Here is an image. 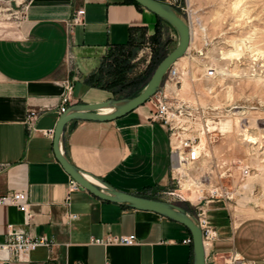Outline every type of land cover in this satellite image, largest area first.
<instances>
[{
	"label": "crops",
	"instance_id": "obj_1",
	"mask_svg": "<svg viewBox=\"0 0 264 264\" xmlns=\"http://www.w3.org/2000/svg\"><path fill=\"white\" fill-rule=\"evenodd\" d=\"M79 10L80 23L71 25ZM157 23L153 13L128 0H0V194L24 191L29 204L27 213L0 207V243L8 226L50 242L12 255L8 264H193L184 225L71 189L72 179L53 152L65 81L73 83L66 108L115 99L89 76L111 46L151 35ZM150 114L145 103L112 121L69 122L63 154L117 190L174 201L167 199L178 193L170 183L168 132ZM213 226L206 264L233 257L237 264H264V217ZM108 235H135L137 243H91Z\"/></svg>",
	"mask_w": 264,
	"mask_h": 264
},
{
	"label": "rangeland",
	"instance_id": "obj_2",
	"mask_svg": "<svg viewBox=\"0 0 264 264\" xmlns=\"http://www.w3.org/2000/svg\"><path fill=\"white\" fill-rule=\"evenodd\" d=\"M161 2L176 8L193 31L187 52L176 62L183 77L171 90L174 99L200 112L198 124L206 134L202 137L205 155L186 171L185 186L192 184L189 178L197 181L189 191H181L191 202L176 196L167 199L196 217L202 207L211 228L221 220L264 217V0ZM160 26L159 43L154 45L147 34L131 48L127 82L138 80L139 88L145 87L158 63L177 46L174 29L165 23ZM236 45L241 55L223 59ZM208 68L215 70V78L204 77ZM135 87L131 84L116 96H127ZM146 104L154 110L153 101ZM227 120L233 124L230 131H209L210 126L219 127ZM246 135L253 141H247Z\"/></svg>",
	"mask_w": 264,
	"mask_h": 264
},
{
	"label": "built area",
	"instance_id": "obj_3",
	"mask_svg": "<svg viewBox=\"0 0 264 264\" xmlns=\"http://www.w3.org/2000/svg\"><path fill=\"white\" fill-rule=\"evenodd\" d=\"M16 5L22 4L15 1ZM10 8H8L9 10ZM84 11H77L71 18V25L80 23V17ZM13 14V13H12ZM15 21H20L18 14L11 15ZM22 19V17H21ZM191 40V39H190ZM183 73L176 67V63L172 65L165 74L159 90L156 94L150 98L154 104V110H151L149 120L151 122H157L166 127L168 132V146L170 157V183L174 186L178 192L176 197L179 200L189 199L183 197L181 191H189L193 183H196L197 179L190 178L192 184L190 187H185V182L189 168H194L198 165L200 159L205 155L204 149L201 144V139L204 137V126H199V111L184 101L174 99L172 95V85L180 83ZM205 78L212 79L216 77L215 70L208 68L205 71ZM73 90V83L71 80L65 81V94L62 97L59 113L62 114L66 111V106L70 102V94ZM199 127V128H196ZM208 133V130L206 129ZM246 175L248 171L243 170ZM80 187L74 180L70 182V188L76 189ZM214 194L217 193L216 189ZM213 196V195H211ZM200 198V197H199ZM198 198V200H199ZM201 200L199 201V203ZM198 203V204H199ZM197 204V205H198ZM28 195L24 191H13L8 194H0V207L13 206L20 212L27 213L28 211ZM197 219L200 224L203 233L204 245L207 244L213 237H215V231L209 227L207 219L205 217V210L200 207ZM6 241L0 243V264H8L12 255H20L35 250L37 247L50 245V242L45 237H33L26 235L23 232L15 231L11 226L7 227ZM185 243L192 242L191 239L184 241ZM91 243L96 245L117 244V245H134L137 243L135 235L129 236H106L102 239L92 240ZM236 258L229 259L226 264H237ZM108 264V263H106Z\"/></svg>",
	"mask_w": 264,
	"mask_h": 264
},
{
	"label": "water",
	"instance_id": "obj_4",
	"mask_svg": "<svg viewBox=\"0 0 264 264\" xmlns=\"http://www.w3.org/2000/svg\"><path fill=\"white\" fill-rule=\"evenodd\" d=\"M134 1L174 29L177 35V46L159 62L147 84L137 96L133 98L107 99L99 103L73 104L69 106L66 111L60 115L54 129L53 152L56 160L70 178L74 180L80 188L87 190L95 197L104 201L118 203L132 209L151 211L184 225L191 234L193 264H206L203 233L198 219L194 214L177 203L144 198L117 190L101 179L79 170L65 157L62 151L63 131L69 122L112 121L143 106L159 90L162 80L169 68L181 59L189 48L190 26L176 8L158 0ZM106 110L110 111L105 112ZM86 176L91 177L95 182L88 180Z\"/></svg>",
	"mask_w": 264,
	"mask_h": 264
},
{
	"label": "trees",
	"instance_id": "obj_5",
	"mask_svg": "<svg viewBox=\"0 0 264 264\" xmlns=\"http://www.w3.org/2000/svg\"><path fill=\"white\" fill-rule=\"evenodd\" d=\"M128 1L136 5L137 7L141 8V6L137 4L134 0H128ZM156 18L158 20V23L154 27V32L149 37L150 41L154 45L159 43L160 29H161L160 25L162 23H165L157 16ZM145 36L146 33L140 34L139 36H135V37L132 35L130 36V38L126 43L111 46L107 50L106 54L103 56L101 64L99 65L97 71L91 74L88 80L92 81L95 87L110 92L115 99L133 98L137 96L143 88V87L139 88L141 82H139L138 80L136 83L134 81L127 82L128 79L127 76L131 66L130 56L134 54V51L131 50V48L133 47L134 44L141 41V38ZM131 84L132 85L136 84V87L134 88V91L131 94L127 96H123L121 98H118L116 96L117 93H119V91L123 90V88ZM144 198H149V197H144ZM149 199H156V198H149Z\"/></svg>",
	"mask_w": 264,
	"mask_h": 264
},
{
	"label": "bare ground",
	"instance_id": "obj_6",
	"mask_svg": "<svg viewBox=\"0 0 264 264\" xmlns=\"http://www.w3.org/2000/svg\"><path fill=\"white\" fill-rule=\"evenodd\" d=\"M238 6V5H237ZM192 36H193V31H192V29H190V39L192 40ZM241 46V45H240ZM246 48H247V46H245ZM245 48V49H246ZM244 49V48H243ZM252 49V48H251ZM227 51V50H226ZM241 55V53H240V47L238 46V45H236L235 46V49L234 50H231V51H229V52H227V53H224L223 54V59H227V58H233V57H239ZM182 59V58H181ZM178 63V62H177ZM176 63V64H177ZM110 110H106L105 112H109ZM208 128V127H207ZM233 128V124H232V122L231 121H229V120H227V121H224V122H221V124H220V126L219 127H216V126H210L209 127V131H214V130H216V129H219V130H221V131H223V132H225V131H230L231 129ZM246 138H248L249 140H247V141H251L252 139L250 138V136L249 135H246L245 136ZM253 141V140H252ZM201 144H202V146H203V139H201ZM86 178L88 179V180H90V181H92V182H95L94 181V179H92L91 177H89V176H86ZM190 179V178H189ZM189 186H190V184H189ZM186 187V186H185ZM246 188H247V186H245ZM191 196V195H190ZM195 195H194V193H192V198H195L194 197ZM199 197H197V199H198Z\"/></svg>",
	"mask_w": 264,
	"mask_h": 264
}]
</instances>
